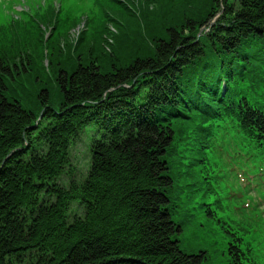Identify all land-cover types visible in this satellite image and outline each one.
<instances>
[{"label": "trees", "instance_id": "1", "mask_svg": "<svg viewBox=\"0 0 264 264\" xmlns=\"http://www.w3.org/2000/svg\"><path fill=\"white\" fill-rule=\"evenodd\" d=\"M208 1L204 20L187 18L176 27L156 26L161 19L152 14L141 29L146 34L155 29L158 41L120 38L121 47L136 55L122 63L109 57V72L97 60L74 62V51L68 52V65L56 73V104L40 81L31 85L36 112L19 99L27 90V81L17 76L28 74L23 56L12 69L0 61V264H254L241 238L252 226H234L211 211L214 226H192L180 216L177 186L184 175L177 156L186 155L187 146L177 145L176 138L198 118L187 112L186 103L198 107L200 97L210 102L216 94L222 99L221 83L229 88L246 74L264 80V0ZM159 6L170 12L181 7L175 0ZM220 11L218 21L197 39ZM32 61L40 58L28 61L33 74L27 78L45 76ZM225 62L227 71L220 72ZM193 67L200 72L186 99L183 84ZM13 82L16 98L8 86ZM252 107L256 111L233 98L216 106L237 120L235 130L254 138L264 157V112ZM182 110L185 116L173 119ZM211 116L218 114L211 111ZM224 126L231 127L228 121ZM89 127L99 135L90 143L87 173L78 178L70 149ZM205 141L209 147L211 141ZM198 229L204 241H194L197 251L189 253L184 241Z\"/></svg>", "mask_w": 264, "mask_h": 264}, {"label": "rangeland", "instance_id": "2", "mask_svg": "<svg viewBox=\"0 0 264 264\" xmlns=\"http://www.w3.org/2000/svg\"><path fill=\"white\" fill-rule=\"evenodd\" d=\"M83 1L88 3L93 2V0ZM138 1L135 15L131 12H128L127 15L122 16L123 27L119 29L121 34L116 35V38L104 36L100 42L92 41L91 43H87L85 41H80V35L86 33L87 29L84 23L81 26L73 25L70 26V28L59 29L56 33L65 36V38H63L59 43H51L49 41L52 40L53 32L56 31L58 26H53L52 20L49 19L47 22H45L46 29L47 27L48 29L45 30V27L39 25L41 33L34 36L32 40L27 41L26 39H18L20 41L19 45L21 46L20 51H22V54L27 51V53L24 54V67L25 70H27V75L33 74V72L29 69L28 61L35 57L40 58V63L42 65L39 66L42 69L44 68V72L47 73L45 76L40 75L38 78L31 77L28 79L25 73L18 71L17 76L19 77L20 81H27L26 93H22L21 98H19L21 100V105L26 108L31 107L34 112L37 111V107L39 105H37L35 100L36 91L31 90V85L36 83L35 81L37 80L40 81V87H43L44 85L48 90L53 103L59 100V88L55 81L56 73L62 68L63 65H68L67 63L70 59L68 52L72 50L74 51V56H72L74 62L80 61L83 64H86L92 60H97L102 65L103 71L107 70L109 72L111 71L110 68L112 67V64H110L108 61V59H110L109 57H111V62L112 58L115 56L119 60V63H122L128 56L136 55V51H133V48H129L127 51H125L121 47V43L118 42L120 38L127 39L129 37L130 39H136L135 36H137L138 39L145 40V42L149 40V42H152V44L158 41L160 35H156L155 29H151L149 34L143 33L141 29V24L145 21H148L152 14H159L161 21L156 24V26H160L162 29H165L172 26L176 27L177 24H179V21L187 18L191 21L200 19L202 20L208 16L210 10V3L208 0H185V2L180 5L181 7L173 10V12L166 11L155 3L151 4L147 1L145 4H142L141 1ZM51 11L54 13H59L58 18H60L61 21H71L92 17L90 12H86L81 9L80 0H0V26H8L13 22V20H15V22H21L20 18L17 17L22 13L25 14L27 20L31 19L32 21L37 22V15ZM3 32H7L4 26L1 29V34H3ZM160 40L165 41L167 40V37L161 36ZM146 46L149 48V45L146 44ZM149 49L151 54L153 49ZM15 53H17L16 50L12 48V50L10 49L8 51L6 57H11ZM143 53L144 50L141 49L139 54ZM147 53L149 54V51H147ZM12 63H14L16 66H19V61H12ZM115 65L118 66V64ZM14 86H18V83H13V85L9 87L12 88ZM91 134H93L92 131ZM83 135L84 134L80 136V140L74 143L70 149L71 163L75 168L77 175H79L78 178H80V176H84L87 173L89 167L88 142H91L92 138L90 136L88 138L83 137ZM95 136L98 138L97 134H95ZM188 142L189 141L186 139L187 144ZM180 145H182V143ZM234 161L235 157H232V162ZM218 164L219 169H228L229 165L220 166V162ZM238 172L239 170L237 168L232 169L226 178L221 179L220 182L217 178H213L212 183L216 187H218L220 184L223 189L235 186L239 183L238 176L241 175ZM254 200L258 201L257 194H255ZM187 207L189 215H191V206L187 205ZM255 228L256 231H258L261 228H264V226H255ZM187 236L190 240L184 241V248L189 253H195L196 250L192 243L193 241L199 239V235L192 236V231H190ZM257 239L258 242L264 243L259 237H257ZM255 249L259 255L262 253V249L258 248L257 245H255Z\"/></svg>", "mask_w": 264, "mask_h": 264}]
</instances>
